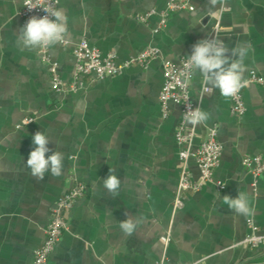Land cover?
<instances>
[{
	"label": "crops",
	"instance_id": "0c3cea01",
	"mask_svg": "<svg viewBox=\"0 0 264 264\" xmlns=\"http://www.w3.org/2000/svg\"><path fill=\"white\" fill-rule=\"evenodd\" d=\"M168 0H57L68 18L65 42L48 48L64 81L72 79L74 48L82 38L103 54L115 51L119 62L148 47L158 49L148 67H125L119 74L88 80L75 92L56 91L41 49L16 43L25 24L21 0H0V264H33L35 249L45 237L51 207L80 180L88 190L68 213L63 232L46 264H264V244L237 245L250 233L248 219L264 231V172L256 179L243 166L247 155L264 152V83L243 90L245 113L231 110L230 97L210 87L198 72L191 81L192 100L210 119L192 125L181 107L171 104L162 117L159 95L163 64L191 54L199 40L214 38L229 49L250 44L244 78L255 70L264 78V0H221L209 10L207 0H191L193 10L170 14L155 32ZM154 9L145 23L139 14ZM209 86L210 91L204 87ZM33 120L24 124L23 120ZM181 124L193 131L195 149L218 126L223 151L215 182L185 195L174 209L185 145L177 141ZM42 131L48 147L64 154L59 177L46 173L37 181L25 167ZM48 153L46 155H50ZM193 178L199 168L187 163ZM120 179L113 197L104 187L109 169ZM244 193L253 208L239 216L223 203L224 195ZM127 216L140 223L131 235L120 228ZM171 233L168 243L162 236Z\"/></svg>",
	"mask_w": 264,
	"mask_h": 264
},
{
	"label": "built area",
	"instance_id": "2783aa9c",
	"mask_svg": "<svg viewBox=\"0 0 264 264\" xmlns=\"http://www.w3.org/2000/svg\"><path fill=\"white\" fill-rule=\"evenodd\" d=\"M22 9L20 15L24 23L33 17H41L49 15L57 11V0H21ZM191 0H168L165 10L160 12V22L155 28V32L163 29L170 14L179 9H194ZM157 14L154 9L139 14L138 19L147 22L149 18ZM61 42H65L63 38ZM75 66L72 79L64 81L59 73V64L54 61L48 52V48H41L42 60L48 65L51 75L52 86L56 91L75 92L83 88L88 80H100L106 77L119 74L125 67L138 65L146 68L150 62L157 57L158 49L156 47H148L135 57L119 62L118 54L110 51L103 54L101 50L92 45L87 38H82L74 48ZM188 57H182L177 61H166L163 64L164 82L159 95L161 103L162 117L167 118L171 111V104L181 107L184 119L189 111L200 108L191 96V81L194 72L190 71L187 66ZM244 87L234 96L230 97L231 110L235 114L243 115L245 113V101L243 90L252 83L263 84L264 78L255 70H252L246 78H244ZM205 91H210L209 86L204 87ZM32 117H27L23 123H29ZM218 126L212 125L208 129L207 137L200 144L192 149L191 142L193 140V131H186L184 124H181L177 130V141L185 147L179 154L181 162V173L178 187L174 196V209L179 210L185 205V195L189 191L200 190L205 184L215 182L220 188L224 187L221 181H217L214 171L218 165L223 145L217 139ZM193 158L199 168V177L193 178L188 170L187 163ZM243 166L250 172L254 178V186L256 179L264 172V152L254 155L244 156L242 159ZM88 186L83 181L77 180L69 187L66 192L51 207V219L45 229V237L43 242L34 251L33 264H46L51 253L55 249L64 231L68 229V213L74 207L75 203L84 197L87 193ZM250 233L237 245H243L249 248H257L264 244V231L252 220L248 219ZM162 241L168 243L171 239V233L168 232L162 236ZM158 264H167V258L163 257ZM193 264H200V261Z\"/></svg>",
	"mask_w": 264,
	"mask_h": 264
},
{
	"label": "clouds",
	"instance_id": "9594fccd",
	"mask_svg": "<svg viewBox=\"0 0 264 264\" xmlns=\"http://www.w3.org/2000/svg\"><path fill=\"white\" fill-rule=\"evenodd\" d=\"M221 0H207L209 10L215 9ZM68 18L62 9L53 12L51 16H33L18 30L17 45L22 49L37 50L50 48L57 45L68 31ZM250 44L242 42L229 49L222 42L214 38H206L196 42L191 49L187 66L192 72L198 71L205 82L212 88L218 89L224 97L236 95L244 87V74L246 72L245 58L250 49ZM210 119V113L196 108L189 111L186 121L192 125L202 124ZM50 138L42 131H37L32 136L34 147L28 154L25 167L30 169L31 176L37 181H42L46 173L52 177H59L64 171V154L53 151L48 147ZM51 153L50 155H46ZM104 187L115 197L119 193L120 179L109 169V174L103 180ZM223 203L232 212L239 216H248L253 213V208L244 193L235 197L224 195ZM139 219L127 216L120 222V228L126 235H131Z\"/></svg>",
	"mask_w": 264,
	"mask_h": 264
}]
</instances>
